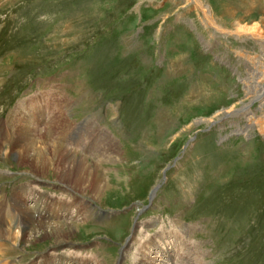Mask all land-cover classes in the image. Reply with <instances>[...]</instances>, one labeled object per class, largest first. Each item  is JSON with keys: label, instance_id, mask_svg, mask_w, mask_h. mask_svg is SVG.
Returning <instances> with one entry per match:
<instances>
[{"label": "rangeland", "instance_id": "rangeland-1", "mask_svg": "<svg viewBox=\"0 0 264 264\" xmlns=\"http://www.w3.org/2000/svg\"><path fill=\"white\" fill-rule=\"evenodd\" d=\"M198 1L0 0L3 140L13 113L30 152L57 162L62 146L84 168L78 193L52 179L65 163L0 159L3 216L19 214L4 198L28 184L48 197L47 221L74 224L59 244L11 245L12 261L264 264V41L233 34L264 30V0Z\"/></svg>", "mask_w": 264, "mask_h": 264}, {"label": "bare ground", "instance_id": "bare-ground-1", "mask_svg": "<svg viewBox=\"0 0 264 264\" xmlns=\"http://www.w3.org/2000/svg\"><path fill=\"white\" fill-rule=\"evenodd\" d=\"M195 1H196V4H198V5L200 4L198 0H195ZM208 10L209 9L206 8L204 11H202L204 17H206L207 20H210V23L213 26H215L216 28H219L213 22L211 16L208 13ZM233 34L237 38H241V37H239V34H245L246 36H256L257 35L260 38H262L264 41V30L259 28L257 25H252L249 27H245V26L244 27H242V26L237 27L235 29V32H233ZM260 48L264 50V43L262 45H260ZM261 91L264 92V86L261 88ZM119 106H121V105H118V108H119ZM17 113L18 112H15V114H17ZM62 113L63 112H61V110H60V114L58 115V117L57 116L52 117L53 121L48 126L47 136L52 134L51 132L53 129L51 130V128H53V126L54 127L56 126L57 128H60V126H62V122H64V119H63L64 117L62 116ZM111 113L114 115V111H112ZM250 118L251 117L249 116L248 119L250 120ZM8 119L6 122V124H8L7 126H9V128H8L9 133L8 134L10 135V138L13 137L14 139H13V142H12V140H10L8 142H4L5 139L3 140V138L6 134H4V132H2L0 130V159L3 158L6 160L8 158H11V156H14L15 161H17L18 163L33 162L35 164L34 167L37 166L36 168H39V169L46 164H48V166L50 165L53 167L58 162H59V165H62V164L64 165V163H65L67 166L65 165L61 169V170H63L62 173L59 172L58 177H54L52 179L59 181V182H64L65 179H68V180L72 179V183L67 184L66 188L70 187L74 191L80 193V191H81V186H80L81 181L80 180H82V174H83L84 168L80 167L74 171L73 170L74 167L71 166V163H68L67 161L65 162V160L68 159L69 154L71 152H73V150L62 147L59 144L61 146V148H59V149L63 150V155L60 156L61 153H59V157L56 159L57 162H52V160L48 159L46 156V153H42V152H39L37 150L30 152L29 148H31L33 144L31 141L32 137L29 136L28 131H27V130H29V128H28L29 126L28 125L25 126L22 123V119H20L17 115H14L13 113L9 115ZM86 124L89 125L90 124L89 121L86 122ZM133 124L134 123H132V125ZM91 126L92 127H91L90 131L92 132V130H94V128H95V125H91ZM125 126L127 128H129L130 123H126ZM85 138L87 139L86 142L89 141L91 143V145L94 144L93 145L94 146L93 153L96 154L97 157L98 156L101 157V155L103 157L104 156H106V157L110 156L109 155L110 152L108 151L109 147H107L108 144L106 143V147H104V145L102 146L103 140L105 141L102 134H98V135L96 134L95 135V134L91 133L90 135H88ZM77 140H78V138H77ZM21 142L23 144L25 143L24 145L22 144L24 146L23 148L20 147V146H22V145H20ZM12 145H13L14 149L20 147V149L18 150V152H16L15 155H11L12 149H10L9 146H12ZM25 145H26V147H25ZM86 147H87L86 145H82V148H86ZM81 159L82 160L85 159V156H84V158L81 157L80 161H81ZM70 162H71V160H70ZM92 162H93V160H92ZM26 171L30 172L32 174H38V173H33L32 171H29L28 169ZM89 171L92 172L91 170H89ZM74 172L77 175L76 178H72V176H73L72 173H74ZM84 177H85V175H84ZM11 193H12V198H9V197L4 198V202H7L5 206H7V210H10V208H9L10 206H12V207L16 206L17 209L15 207L14 208L16 209V211H18L19 214H16L13 216H11V215L10 216H3V214H1V212H4V210L1 207L2 205H0V227L6 226L4 228H0V264H22L23 259H20L16 262L11 260L13 254L15 253L14 250L12 249L11 245H18V246L21 245L22 246V244H23L22 247L25 248V245L27 243H28L27 245H30V242L32 240H38V239L44 238V237H53L55 244H59V241L62 242L64 237L70 235V232L72 231V229H74V227H73L74 224L72 223L73 221H69V222H67V221H65V222L64 221H60V222L47 221V218H49L51 216V214H49L50 212L48 211L49 206L47 205L48 197L44 196V195H40L39 193L34 191V188L32 186H29L28 184H23L22 186H20V188H18L17 191H13ZM26 198L29 200V202H26ZM71 200H72L71 204H74L76 206H82L84 208L86 205L85 202L83 203L82 201L80 202V201L76 200L75 196H71ZM78 215H81V214H78ZM37 217H39V218H37ZM78 217L83 218V216H78ZM9 225H15L16 226L15 228H17V231H13L9 227ZM76 226H78V225H76ZM4 259L6 260L5 262H4ZM52 259H54L55 264H62L64 262L62 259H65V258H63L62 256H59V257H54ZM47 262H48V258L41 260L40 264H47Z\"/></svg>", "mask_w": 264, "mask_h": 264}, {"label": "water", "instance_id": "water-1", "mask_svg": "<svg viewBox=\"0 0 264 264\" xmlns=\"http://www.w3.org/2000/svg\"><path fill=\"white\" fill-rule=\"evenodd\" d=\"M153 192H154V190H153Z\"/></svg>", "mask_w": 264, "mask_h": 264}]
</instances>
